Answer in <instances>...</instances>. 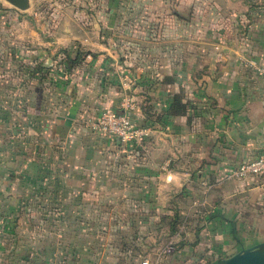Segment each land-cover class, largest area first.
Wrapping results in <instances>:
<instances>
[{"label":"crops","instance_id":"1","mask_svg":"<svg viewBox=\"0 0 264 264\" xmlns=\"http://www.w3.org/2000/svg\"><path fill=\"white\" fill-rule=\"evenodd\" d=\"M138 2L137 29L99 30L95 9L81 30H27L0 264H169L157 254L181 240L215 263L264 240V175L229 176L264 139V0ZM124 97L144 135L121 143L90 124Z\"/></svg>","mask_w":264,"mask_h":264},{"label":"rangeland","instance_id":"2","mask_svg":"<svg viewBox=\"0 0 264 264\" xmlns=\"http://www.w3.org/2000/svg\"><path fill=\"white\" fill-rule=\"evenodd\" d=\"M248 1L251 3L257 0ZM142 7L143 4L138 0H27V8L18 10L5 0H0V120L9 117L8 121L11 122V117L21 112L27 102L24 91L28 72L32 68L27 63L28 53L24 51L31 44L27 30H81L88 27L83 24L82 15L84 14V19L85 16L91 17L92 10L95 9L100 13L99 30L137 29L138 24L131 22L130 17L138 18ZM9 8L20 12V24L15 23L14 14L7 16ZM203 10L204 2L198 1L196 13L202 14ZM76 12L80 13V17ZM6 16L8 21H5ZM154 23L144 25L142 29L146 30L148 27V30H155ZM8 129L11 126H8L7 131ZM7 131L0 128V137L4 133L8 135ZM2 149L5 148L0 146V150ZM167 239L168 233H165L164 242ZM173 246L176 248L178 244L174 243ZM139 261L140 257L137 255L132 259L133 264Z\"/></svg>","mask_w":264,"mask_h":264},{"label":"built area","instance_id":"3","mask_svg":"<svg viewBox=\"0 0 264 264\" xmlns=\"http://www.w3.org/2000/svg\"><path fill=\"white\" fill-rule=\"evenodd\" d=\"M255 70L264 77V68L255 67ZM119 107L124 111L116 113L109 107L101 109L95 119L91 122V128L103 134L109 139L124 143L130 140H136L144 135V130L139 128L129 117L126 110L131 108V102L128 98H122L119 101ZM247 175H264V139L260 146L258 154L251 160L236 165L230 172L229 176L240 178ZM174 249L173 242L169 241L161 248L157 258L164 254L172 252ZM139 264H150L147 259H142Z\"/></svg>","mask_w":264,"mask_h":264},{"label":"trees","instance_id":"4","mask_svg":"<svg viewBox=\"0 0 264 264\" xmlns=\"http://www.w3.org/2000/svg\"><path fill=\"white\" fill-rule=\"evenodd\" d=\"M8 11V15L7 16H9V17H11V15H13V12H14V9H8L7 10ZM7 16H6V18H7ZM14 18H15V23L16 22H18V20H19V17L18 16H15L14 15ZM5 21H8V18L7 19H5ZM6 24V23H5ZM78 58V56H77V54L73 57V58H71V59H68L69 60V63H74V62H76V59ZM41 68H37L36 70H35V73H37L36 75H38V73H39V70H40ZM32 70V69H31ZM29 72H31V71H29ZM28 72V75L30 74ZM33 73H34V71H32ZM29 76H31V75H29ZM39 76V75H38ZM121 100V99H120ZM175 104H177L176 102H175ZM173 106H174V102H173V104H172ZM103 108H105V107H103ZM103 108H101V109H103ZM110 108V107H109ZM120 107H119V102L117 103V106H116V109L115 108H111L113 111H115L116 113H120L119 111H117L118 109H119ZM121 109V108H120ZM101 111V110H100ZM99 111V112H100ZM98 112V113H99ZM8 119H9V117H5L4 119H3V121H1L0 120V128L1 129H5L6 131H7V128H8V126H7V123H8ZM12 129L14 130V133L12 132ZM17 132H18V129L17 128H12L11 127V129H8V131H7V133H8V135L6 134L5 135V133L3 134V135H1V137H0V146L3 148V147H5V148H7V149H12L13 147V145H11V144H8V142L6 143V141H9V138L10 137H12V135L13 134H17ZM7 197H9V194H8V196ZM0 198L1 199H3V198H6L4 195H3V193H2V191L0 190ZM0 199V200H1ZM7 199V198H6ZM5 199V200H6ZM5 200L2 202V203H0V212H2L3 213V215H8L9 214V212L10 211H7V212H5L4 210H6V202H5ZM1 216V215H0ZM173 221V220H172ZM172 221H170L169 222V225H171V222ZM176 228L174 227V226H171V230H175ZM178 244V246L176 247V248H174L173 250H172V252H170V253H167V254H164L163 256H162V258H161V260L160 261H163V262H167V263H169V264H211V261L210 260H208V259H199L198 258V260H192V258L191 257H186V256H184V257H181V247H183L185 244H184V242H182V240L181 241H179V243H177ZM193 243H189V245H192ZM220 261H222V260H219L218 262H220Z\"/></svg>","mask_w":264,"mask_h":264},{"label":"water","instance_id":"5","mask_svg":"<svg viewBox=\"0 0 264 264\" xmlns=\"http://www.w3.org/2000/svg\"><path fill=\"white\" fill-rule=\"evenodd\" d=\"M18 10L27 8V0H5ZM211 264H264V240L252 246L241 248L220 262Z\"/></svg>","mask_w":264,"mask_h":264}]
</instances>
